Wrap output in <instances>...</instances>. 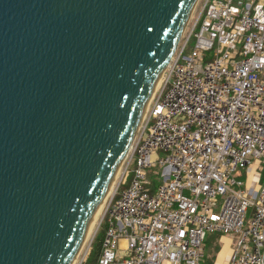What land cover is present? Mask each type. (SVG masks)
<instances>
[{
	"label": "water",
	"instance_id": "water-1",
	"mask_svg": "<svg viewBox=\"0 0 264 264\" xmlns=\"http://www.w3.org/2000/svg\"><path fill=\"white\" fill-rule=\"evenodd\" d=\"M197 0H0V264H70Z\"/></svg>",
	"mask_w": 264,
	"mask_h": 264
},
{
	"label": "built area",
	"instance_id": "built-area-1",
	"mask_svg": "<svg viewBox=\"0 0 264 264\" xmlns=\"http://www.w3.org/2000/svg\"><path fill=\"white\" fill-rule=\"evenodd\" d=\"M184 33L79 264H204L209 233L264 264V0H203Z\"/></svg>",
	"mask_w": 264,
	"mask_h": 264
},
{
	"label": "rangeland",
	"instance_id": "rangeland-1",
	"mask_svg": "<svg viewBox=\"0 0 264 264\" xmlns=\"http://www.w3.org/2000/svg\"><path fill=\"white\" fill-rule=\"evenodd\" d=\"M202 2H203V0H197V3H196V5H195V7H194V9L192 11V14H191V17H190L189 22L187 24V27L185 29V32L188 30V28L189 29L191 28V25H192V17L195 16L196 13L198 12V10L200 9V7L202 5ZM119 167H121V165ZM255 168L256 167H254V169ZM119 173H120V169H119ZM118 175H117V177L115 179V182L118 179ZM156 182H159V180H157ZM247 182L248 183L250 182V178L248 179ZM113 189H114V186L111 189V192L109 193V195L112 193ZM109 195H108V197H109ZM103 210L97 216V219L98 220H95V218L93 216V220L91 222L92 228H91V225H90L91 233L89 234V237L87 238V240H85V242L82 244V247L80 249V252L77 253V255H76L77 257L75 256V258H76L75 264H79V261L82 259L83 255L85 253L89 252V251H90L89 261H93L94 260L95 255H96V253H97V251L99 249L100 240H101V238L103 236L104 228H105V224L104 223H102L101 226H99V227L97 225L98 222L101 220V217L103 216V213H104ZM220 243H221L220 251H219V253L217 255L216 254V249L213 248L211 242H208V245L206 246V249H205L204 264H212L214 262V259H215L214 264H227V262L226 263L224 262L225 261V258L227 256V253L228 254L232 253L234 246H233L232 241L230 240V238H226V236H222L221 237ZM121 253L122 254H126V251L125 250H122ZM92 257H93V259H92Z\"/></svg>",
	"mask_w": 264,
	"mask_h": 264
},
{
	"label": "bare ground",
	"instance_id": "bare-ground-1",
	"mask_svg": "<svg viewBox=\"0 0 264 264\" xmlns=\"http://www.w3.org/2000/svg\"><path fill=\"white\" fill-rule=\"evenodd\" d=\"M193 9H194V8H193ZM184 34H185V33H184ZM184 34H183V35H184ZM162 78H163V74L160 76V79H158V80L156 81V83H155V85H154V87H153V90H152V92H151V95H150V97H149V99H148V101H147V103H146L145 108H144L143 115H142V117H141L140 122L143 120V118H144V116H145V114H146V110H147L148 104H149L151 98L153 97V94L155 93V91H156L157 88L159 87V85H160V83H161V81H162ZM119 169H120V167L117 169V171H116V173H115V175H114V177H113V179H112V181H111V183H110L109 189H108L107 192L105 193L103 199L101 200L100 204L98 205L97 209L95 210V212H94V214H93L95 220H98V219H97V216H98V215L101 213V211L104 209L105 205L107 204V202L109 201L110 197L113 195V193H114V191H115L116 184H117V180H116V182H115V179H116L117 175L119 174ZM250 181H251V183H254V182H255V174H254V173L251 174V179H250ZM113 186H114V189H113L112 193L109 195V193L111 192V189L113 188ZM108 195H109V197H108ZM107 197H108V198H107ZM106 199H107V200H106ZM93 216H92V219H91V221H90V223H89L88 229H87V231H86V233H85L83 243L85 242V240H87V238L89 237V234L91 233V228H92L91 222H92V220H93ZM99 223H100V221L98 222L97 225H99ZM90 225H91V228H90ZM81 247H82V246H81ZM80 249H81V248H80ZM80 249H79L78 253L80 252ZM228 256H229V255H228ZM76 257H77V256H76ZM75 261H76V258L74 257V259L71 261L70 264H75Z\"/></svg>",
	"mask_w": 264,
	"mask_h": 264
},
{
	"label": "trees",
	"instance_id": "trees-1",
	"mask_svg": "<svg viewBox=\"0 0 264 264\" xmlns=\"http://www.w3.org/2000/svg\"><path fill=\"white\" fill-rule=\"evenodd\" d=\"M191 45H192V43H191ZM156 180V179H155ZM154 180V184H156V181ZM220 234L219 233H209L207 236V238H206V242H205V245L207 246L208 245V242H211V244H212V246H213V248H215L216 249V254L218 253V251H219V249H220V244H219V242H218V236H219ZM215 246V247H214ZM92 259H93V257H92ZM91 259V260H92Z\"/></svg>",
	"mask_w": 264,
	"mask_h": 264
},
{
	"label": "crops",
	"instance_id": "crops-1",
	"mask_svg": "<svg viewBox=\"0 0 264 264\" xmlns=\"http://www.w3.org/2000/svg\"><path fill=\"white\" fill-rule=\"evenodd\" d=\"M221 237H222V236H220V235L218 236V242H219L220 246H221V243H220V241H221ZM226 238H228V237L226 236ZM219 251H220V249H219ZM219 251H218V253H219ZM218 253H217V255H218ZM228 255H229V254L227 253V256H226L225 261H224L225 263L227 262V259H228V257H229ZM214 262H215V259H214ZM214 262H213V263H214Z\"/></svg>",
	"mask_w": 264,
	"mask_h": 264
}]
</instances>
